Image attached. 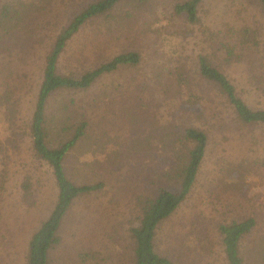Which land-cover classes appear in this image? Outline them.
<instances>
[{
  "label": "rangeland",
  "instance_id": "1",
  "mask_svg": "<svg viewBox=\"0 0 264 264\" xmlns=\"http://www.w3.org/2000/svg\"><path fill=\"white\" fill-rule=\"evenodd\" d=\"M97 1L0 0V9L8 3L22 14L15 25L0 23V96L7 97L3 105L12 111L17 140L0 111L6 148L0 151V264H25L29 238L56 200L52 169L34 155L31 118L56 33ZM180 1L122 0L87 20L60 56L58 71L74 77L118 53L135 51L140 61L48 98L46 112L57 120L52 129L58 139L86 122L64 157L67 176L79 184L102 183L74 199L49 264H133L130 228L139 224L137 201L160 186L174 190L164 173L188 126L206 133V151L187 197L156 228V252L167 264H227L218 224L253 217L256 225L241 251L246 264H264V126L239 124L197 66L198 55L207 56L250 108L264 109V8L255 0H201L197 19L189 22L175 9ZM245 28L254 44L240 49ZM219 42L235 44L237 56L225 61ZM54 130L49 147L57 145ZM82 253L95 256L82 263Z\"/></svg>",
  "mask_w": 264,
  "mask_h": 264
},
{
  "label": "trees",
  "instance_id": "2",
  "mask_svg": "<svg viewBox=\"0 0 264 264\" xmlns=\"http://www.w3.org/2000/svg\"><path fill=\"white\" fill-rule=\"evenodd\" d=\"M120 1L122 0H99L87 5L86 8L59 29L52 46L44 57L42 79L31 118L30 136L34 155L39 160L46 162L52 169L57 186V196L48 217L41 222L29 238L25 264H49V250L59 241L57 230L74 199L102 186L100 182L94 184L76 183L67 176L64 170V157L75 146L78 139L82 137L86 122L80 120L71 137L58 139L57 131L52 129V127L57 128L55 125L57 120L50 119L46 112V106L48 98L56 91L62 89H84L93 84L103 74L114 72L123 65L139 63L140 56L138 53L129 51L118 53L97 66L80 73L77 77L60 73L57 69L60 56L72 36L79 31L87 20L102 14H108V11ZM200 1L182 0L176 4L175 9L178 13L183 14L186 20L194 22L197 19V9ZM255 1L264 8V0ZM21 15V13L16 12L12 4L5 3L0 9V23L15 25L20 20ZM1 27L9 34L13 31L9 28L6 29V25ZM219 43L225 50V61L237 56L236 51L238 49L235 44L229 42L225 44ZM251 44H254L251 30L245 28L242 30L240 49L242 47L249 49L252 47L250 46ZM197 66L198 74L207 82L214 84L219 93L230 104L235 119L239 124L264 126V109L250 108L240 96L234 84L207 56L198 55ZM6 103L7 97L5 95L0 96V111L3 113L2 122L6 125V131L11 134V139L16 142L12 115L9 114L12 111L3 105ZM51 130H54V140L57 138V145L54 147H49L47 144L49 136L52 135ZM181 137L184 140V144L179 151H175L171 155V168L164 173V176H167V180L175 183L174 190L160 186L154 195H148L137 201L140 215L139 224L130 228V238L134 244L132 249L133 264H167L166 258L159 255L154 247L155 231L158 224L168 218L190 192L205 154L208 140L206 133L202 129L190 126L183 129ZM5 149L2 139H0V151ZM22 186L25 194L28 193L30 189L29 183L27 181L23 182ZM255 225L256 222L253 217H245L240 220L218 224L221 247L227 264H246L241 246L243 240L250 234ZM93 256L95 254L82 253L79 255V259L82 263H87Z\"/></svg>",
  "mask_w": 264,
  "mask_h": 264
}]
</instances>
